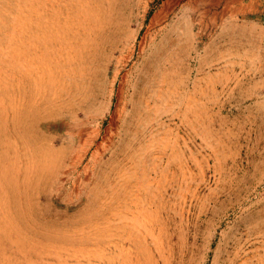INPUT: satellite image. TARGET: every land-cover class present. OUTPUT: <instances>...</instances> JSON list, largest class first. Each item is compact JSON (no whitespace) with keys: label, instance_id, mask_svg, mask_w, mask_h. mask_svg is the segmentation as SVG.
<instances>
[{"label":"rangeland","instance_id":"obj_1","mask_svg":"<svg viewBox=\"0 0 264 264\" xmlns=\"http://www.w3.org/2000/svg\"><path fill=\"white\" fill-rule=\"evenodd\" d=\"M0 264H264V0H0Z\"/></svg>","mask_w":264,"mask_h":264}]
</instances>
